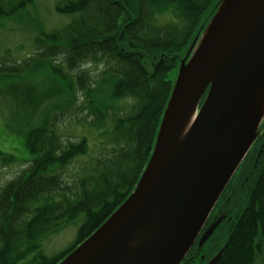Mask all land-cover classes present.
<instances>
[{
	"label": "trees",
	"instance_id": "obj_1",
	"mask_svg": "<svg viewBox=\"0 0 264 264\" xmlns=\"http://www.w3.org/2000/svg\"><path fill=\"white\" fill-rule=\"evenodd\" d=\"M33 2L0 0V18ZM219 2L60 0L56 12L70 15V23L38 38L36 51L27 59L0 62V83L18 82L43 68L62 80L76 73L66 84V96L47 109L38 124L30 123L32 117L26 122L27 160L20 162L25 168L0 188V264H56L122 204L149 158L179 61L204 32ZM84 65L99 68L98 76L90 78ZM79 91L94 101L79 106L92 117L91 129L112 122L107 132L112 147L67 182L61 173L79 157H87L89 147L85 137L64 141L56 121L77 106ZM16 101L31 103L38 113L33 99ZM120 103L129 107L124 110ZM262 131L257 141L264 148V125ZM254 153L234 177L239 185L228 205L235 212L227 214L230 222L225 221L224 245L214 264H256L264 256V150L253 161ZM0 161L15 163L2 152ZM80 214L84 219L75 241L55 256L44 255L43 238L58 234Z\"/></svg>",
	"mask_w": 264,
	"mask_h": 264
},
{
	"label": "water",
	"instance_id": "obj_2",
	"mask_svg": "<svg viewBox=\"0 0 264 264\" xmlns=\"http://www.w3.org/2000/svg\"><path fill=\"white\" fill-rule=\"evenodd\" d=\"M170 93L134 190L58 264H181L260 133L264 0H221Z\"/></svg>",
	"mask_w": 264,
	"mask_h": 264
},
{
	"label": "rangeland",
	"instance_id": "obj_3",
	"mask_svg": "<svg viewBox=\"0 0 264 264\" xmlns=\"http://www.w3.org/2000/svg\"><path fill=\"white\" fill-rule=\"evenodd\" d=\"M59 1L34 0L32 5L26 6L15 14L0 18V62L8 61L12 64V62L27 59L36 51L35 42L38 38L44 39L45 34L70 23L72 18L70 15H58L56 12L55 6ZM60 62V59H56L55 64L60 65ZM48 70L50 71L49 68L40 69L35 76L26 75L18 82L16 81L18 79H13L9 83H0V152L11 155L15 159V163L4 165L0 161V188L25 168V165L20 163L27 160V149L23 142L24 129L29 128L30 123L38 124L40 121L37 122V120L44 118L45 111L48 109L49 112L52 106L63 98L62 95L67 94L66 84L71 79L62 80ZM84 70L88 71L91 77L97 76L100 72V69L95 66H86ZM13 89L16 94L10 92ZM76 96L77 106L59 117L56 121V130L62 135L64 141H77L85 137L89 145V153L87 157L76 159L61 173L67 182L71 180L70 176L78 173L81 168L89 166L94 158L110 151L112 147V143L107 141L112 122H107L98 130L91 129L88 125L90 118L86 119L87 113L81 112L79 106L85 102L87 105L92 100L80 92H77ZM16 97L23 99L24 102L28 98L33 99L34 104L39 105L38 113L32 110L31 103L17 102ZM92 102L94 104V101ZM119 105H122L124 110L129 107L121 103ZM94 106H97L96 103ZM29 117L34 120L26 123ZM83 219V214H80L74 222L64 227L58 234L44 237L41 244L42 252L51 257L65 251L75 241ZM256 264H264L263 255L257 258Z\"/></svg>",
	"mask_w": 264,
	"mask_h": 264
},
{
	"label": "flooded vegetation",
	"instance_id": "obj_4",
	"mask_svg": "<svg viewBox=\"0 0 264 264\" xmlns=\"http://www.w3.org/2000/svg\"><path fill=\"white\" fill-rule=\"evenodd\" d=\"M262 146L263 145L260 142H258L250 150L249 153H251V154L253 152H258V154L254 153L255 156H253V158H252L253 161L255 160L254 158H257L258 155L264 150V148ZM246 179L247 178H245V181H246ZM238 185H239L238 179L232 180L230 186L228 188H226V190L224 191L223 195L221 196L218 204L214 208V211L211 214L212 219L220 218L218 220H221L222 217H225V219H226L227 214H231V216L233 215V213L235 212V209H232L231 207H229L228 204L230 203L229 201H231L233 193L236 192ZM242 186H243V184L240 185V188H242ZM229 221H230V218L227 222H229ZM222 223L220 224L221 228H219L217 231L218 237L215 240V246L213 245V247H212L213 251L215 250L214 254L211 255L210 248L204 246L205 248L202 249V251L206 252V254H205L206 256L204 257L203 255H201L199 257V259H193L192 256L195 254V251H193L192 254L190 255V257L187 258L190 260V262L186 261V262H188V264H207L212 258H214L215 255L217 256V254L219 252H222V248L224 245L223 234H224L225 229H226V227L223 226Z\"/></svg>",
	"mask_w": 264,
	"mask_h": 264
}]
</instances>
